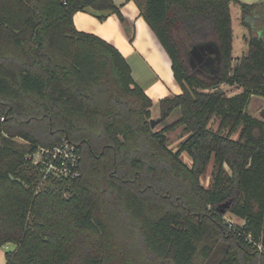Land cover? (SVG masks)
<instances>
[{
	"label": "trees",
	"instance_id": "16d2710c",
	"mask_svg": "<svg viewBox=\"0 0 264 264\" xmlns=\"http://www.w3.org/2000/svg\"><path fill=\"white\" fill-rule=\"evenodd\" d=\"M133 1L181 88L159 100L161 116L180 117L158 130L124 56L73 23L88 8L122 23L113 0H0V154L15 160L0 164V247L15 245L5 264H264V109L247 111L253 95L264 98V0ZM231 1L248 46L234 65ZM207 44L214 72L185 68L191 47ZM223 83L241 91L227 96ZM177 125L189 135L173 151L165 133ZM63 136L81 175L43 180L26 156ZM228 212L243 224L225 221Z\"/></svg>",
	"mask_w": 264,
	"mask_h": 264
},
{
	"label": "crops",
	"instance_id": "0c3cea01",
	"mask_svg": "<svg viewBox=\"0 0 264 264\" xmlns=\"http://www.w3.org/2000/svg\"><path fill=\"white\" fill-rule=\"evenodd\" d=\"M238 1L251 3L258 0ZM113 2L119 6L123 14L124 21L122 23L111 11L88 8L77 11L73 15V23L77 30L95 34L113 44L128 62L133 79L146 95L152 99L153 104L164 97H172L181 93V88L173 76L170 60L140 15V10L136 3L133 0H113ZM237 7H239L238 3L230 2L232 65L248 49L245 41L247 29L245 27L242 29L238 28L241 34L240 51L238 56L234 54L236 44L234 41L233 18H239L238 22L240 23V8ZM99 16L102 19H99ZM220 87L222 86L220 85ZM229 87H235V93L241 91V87L238 88L236 85ZM263 109L264 98L253 95L247 106V111L253 116L260 117ZM9 246H13V249L15 248V245L11 243L0 247V264H5V253L7 249L9 250Z\"/></svg>",
	"mask_w": 264,
	"mask_h": 264
},
{
	"label": "rangeland",
	"instance_id": "374dc122",
	"mask_svg": "<svg viewBox=\"0 0 264 264\" xmlns=\"http://www.w3.org/2000/svg\"><path fill=\"white\" fill-rule=\"evenodd\" d=\"M239 8V7H237ZM238 15L239 12L237 11ZM239 18H233V27H234V41H235V50H234V54L235 56H238V53L240 51V38H241V34H240V29L238 28H244L243 25H241V23L238 22ZM246 53V52H245ZM222 87L219 86V88H221L224 92L225 95L227 96H231L233 94H236V90L235 87H229L227 84H221ZM237 87V86H236ZM239 88V87H238ZM151 117L150 118H156L158 116H161V110L159 108L158 102L156 101L152 107H151ZM180 117V111L178 108H175L158 126L155 127V130L161 129L164 126H167L168 124H171L173 122H175L178 118ZM219 118L218 117H212L211 120L208 123V127H210L212 130L216 131L218 129V125H219ZM227 129H223L221 130V133L226 134ZM239 132H240V128L238 127L236 129V131L234 133H232L231 138L237 140L239 138ZM189 132L187 130L184 129L183 125H177L175 126L172 130L167 131L165 133L166 136V145L170 150L176 151L178 150L180 144L188 137ZM16 140V143L21 145V146H28L27 143H25V141L22 138H14ZM19 148V147H17ZM19 150H22L21 148H19ZM180 158L181 160L187 164L188 166L191 165V158L190 156L187 154L186 151H182L180 154ZM15 163V160L13 159L12 156H3V154H0V164L1 167H9L11 164L13 165ZM27 167V166H26ZM225 170L228 174H230V170L228 169V167L225 165ZM215 171V166H214V161L213 158L210 160L206 171L200 176V184L207 188L210 187L213 183V172ZM44 184H48L49 186H56V183L53 182H47ZM62 185H60V189L64 188L66 186V184L61 183ZM58 188V187H57ZM225 221L230 222L232 224L235 225H241L243 224V220L235 215H233L232 213L228 212L225 214L224 216ZM13 250V246H9V250L7 249V251H11Z\"/></svg>",
	"mask_w": 264,
	"mask_h": 264
},
{
	"label": "built area",
	"instance_id": "2783aa9c",
	"mask_svg": "<svg viewBox=\"0 0 264 264\" xmlns=\"http://www.w3.org/2000/svg\"><path fill=\"white\" fill-rule=\"evenodd\" d=\"M3 120V117L0 118ZM26 159L42 170V179H75L81 175V155L75 143L66 137L50 145L38 144Z\"/></svg>",
	"mask_w": 264,
	"mask_h": 264
},
{
	"label": "water",
	"instance_id": "95a60500",
	"mask_svg": "<svg viewBox=\"0 0 264 264\" xmlns=\"http://www.w3.org/2000/svg\"><path fill=\"white\" fill-rule=\"evenodd\" d=\"M190 55L192 56V58L196 59L199 62H204V64L206 66L211 65L213 63V58L211 57H206V52H209L211 54H215V59L218 60V52L217 49L213 47V45L211 44H207L205 46H193L190 49ZM183 61V60H182ZM165 116H158L156 118H150L149 122H150V126L152 129H155L156 126H158L163 120H164ZM223 204H221L219 206L220 210L222 213L225 212V209L222 208Z\"/></svg>",
	"mask_w": 264,
	"mask_h": 264
},
{
	"label": "flooded vegetation",
	"instance_id": "af4514ba",
	"mask_svg": "<svg viewBox=\"0 0 264 264\" xmlns=\"http://www.w3.org/2000/svg\"><path fill=\"white\" fill-rule=\"evenodd\" d=\"M186 59L187 62L185 63V68L190 69L193 72L201 73L203 70L214 72L213 63L211 65L206 66L204 62H199L196 59L192 58L190 53Z\"/></svg>",
	"mask_w": 264,
	"mask_h": 264
}]
</instances>
